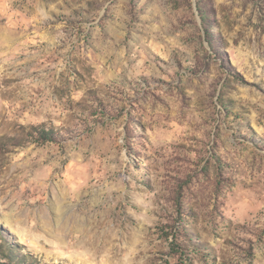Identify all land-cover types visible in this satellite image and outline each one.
<instances>
[{
	"label": "rangeland",
	"instance_id": "1",
	"mask_svg": "<svg viewBox=\"0 0 264 264\" xmlns=\"http://www.w3.org/2000/svg\"><path fill=\"white\" fill-rule=\"evenodd\" d=\"M0 264H264V0H0Z\"/></svg>",
	"mask_w": 264,
	"mask_h": 264
},
{
	"label": "trees",
	"instance_id": "2",
	"mask_svg": "<svg viewBox=\"0 0 264 264\" xmlns=\"http://www.w3.org/2000/svg\"><path fill=\"white\" fill-rule=\"evenodd\" d=\"M40 134H41V140H44V141H55L56 140V133L54 130H45V129H42L40 131Z\"/></svg>",
	"mask_w": 264,
	"mask_h": 264
}]
</instances>
